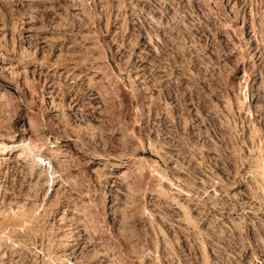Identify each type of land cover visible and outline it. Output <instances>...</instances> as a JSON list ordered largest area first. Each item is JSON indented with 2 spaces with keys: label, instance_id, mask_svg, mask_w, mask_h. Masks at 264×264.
<instances>
[{
  "label": "rangeland",
  "instance_id": "obj_1",
  "mask_svg": "<svg viewBox=\"0 0 264 264\" xmlns=\"http://www.w3.org/2000/svg\"><path fill=\"white\" fill-rule=\"evenodd\" d=\"M0 264H264V0H0Z\"/></svg>",
  "mask_w": 264,
  "mask_h": 264
}]
</instances>
